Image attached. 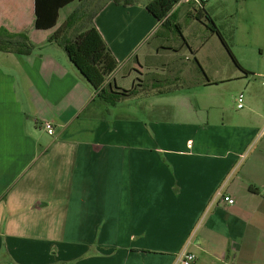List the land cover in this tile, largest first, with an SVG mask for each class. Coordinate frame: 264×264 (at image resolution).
<instances>
[{
    "label": "crops",
    "instance_id": "crops-1",
    "mask_svg": "<svg viewBox=\"0 0 264 264\" xmlns=\"http://www.w3.org/2000/svg\"><path fill=\"white\" fill-rule=\"evenodd\" d=\"M150 1L106 0L93 19L118 64L104 88L134 92L109 102L49 41L79 2L38 30L35 0H0V30L34 48L0 50V264H179L184 251L194 264H264V66L237 58L241 68L228 71L210 27L174 30ZM241 1L237 10L264 4ZM183 6L195 19L184 1L176 14ZM226 6L204 2L228 44L216 13ZM226 84L235 103L245 94L238 117L225 107ZM134 100L138 115L115 113Z\"/></svg>",
    "mask_w": 264,
    "mask_h": 264
},
{
    "label": "trees",
    "instance_id": "trees-1",
    "mask_svg": "<svg viewBox=\"0 0 264 264\" xmlns=\"http://www.w3.org/2000/svg\"><path fill=\"white\" fill-rule=\"evenodd\" d=\"M78 1L82 4L86 0H35V27L38 30H48L57 26L59 12L62 8ZM118 4L132 5L137 0H114ZM182 0H152L146 8L148 12L161 24L178 29V14L174 11L175 7ZM101 7L98 9V11ZM194 14L192 15L199 22L205 23L220 38L234 63L241 68L236 57L232 53L230 46L225 41L219 29L216 27L213 19L208 13L204 12V4L197 8L192 6ZM97 11V12H98ZM96 12V13H97ZM92 16L91 25L80 32L74 39H63V34L74 25L75 20L82 16L77 9L66 19V21L55 31L49 39L50 42L59 41L66 50L71 62L75 65L82 76L91 84L98 95L109 102L120 101L129 93H110L104 88L108 76H110L118 67L117 61L107 48L105 41L97 28L93 25ZM2 37L6 38L3 39ZM33 46L25 34H9L4 29L0 30V50L6 52H15L19 54H31Z\"/></svg>",
    "mask_w": 264,
    "mask_h": 264
},
{
    "label": "rangeland",
    "instance_id": "rangeland-1",
    "mask_svg": "<svg viewBox=\"0 0 264 264\" xmlns=\"http://www.w3.org/2000/svg\"><path fill=\"white\" fill-rule=\"evenodd\" d=\"M106 0H86L82 4L78 3L77 10L82 13V16L75 20L72 28H69L68 31L65 32L67 37H76L80 32L84 31L87 27L91 25L92 16L98 11V9L105 3ZM226 8L223 10H217L220 16L218 17L219 23L223 25L224 34L228 39V44L230 49L236 59L238 58L242 63H244L245 67L248 69L255 68L257 66H264V4L252 3L254 8L252 9L251 3L247 2V9L237 10L235 8V0H225ZM78 2V1H77ZM245 3L240 0L239 5H244ZM190 7L194 6L189 4ZM75 9V10H76ZM189 7L183 6L179 9L178 12V23L186 29L189 23H194L196 25H201L196 19L190 18L187 15ZM236 9V10H235ZM193 11V10H192ZM234 11V16L229 17L227 13ZM65 12V11H64ZM257 12V17L253 15ZM194 13V12H193ZM233 13V12H232ZM255 21V23H254ZM197 22V23H196ZM232 24L238 25V28H234V40L230 37L232 30ZM255 24V25H254ZM205 25V23H203ZM200 27V26H199ZM176 33V32H175ZM188 38H190V31L186 30ZM180 43H182V39L180 35L177 33V39ZM224 58H226L228 71H234L236 68V64L230 57L227 50H225ZM261 51V52H260ZM184 55L187 54L186 49H184ZM187 56V55H185ZM185 56H183L185 59ZM238 61V60H237ZM190 92L191 90L188 89ZM188 90H181L180 88H175L174 92L177 94L189 93ZM237 87L235 85L226 84L223 86V94H224V104L228 113L233 117H238L240 114H244L247 112V107L243 110H237L235 103V95H236ZM171 95V94H170ZM173 95V94H172ZM245 95V94H244ZM140 101V100H138ZM134 100L130 101L129 105L125 107L120 106L115 110L116 114H124L125 111H129L132 115H138L139 113V102Z\"/></svg>",
    "mask_w": 264,
    "mask_h": 264
},
{
    "label": "built area",
    "instance_id": "built-area-1",
    "mask_svg": "<svg viewBox=\"0 0 264 264\" xmlns=\"http://www.w3.org/2000/svg\"><path fill=\"white\" fill-rule=\"evenodd\" d=\"M182 1H184L186 4H192L195 7L200 8L203 6L206 0H182ZM262 83L264 85V76H263ZM244 107H245V95L243 93H240L236 99V108L237 110H242L244 109ZM45 128L47 129L49 134L53 133V128L51 124H46ZM218 196L221 197L223 201L227 203L228 205H233L235 203V200L231 196L225 195L222 192H219ZM195 260H196L195 254L184 251L179 256L178 263L179 264H194Z\"/></svg>",
    "mask_w": 264,
    "mask_h": 264
}]
</instances>
